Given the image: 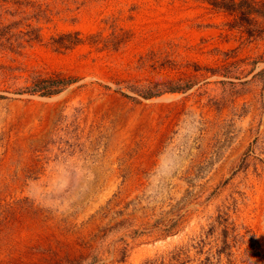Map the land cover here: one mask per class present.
<instances>
[{
	"label": "rangeland",
	"instance_id": "obj_1",
	"mask_svg": "<svg viewBox=\"0 0 264 264\" xmlns=\"http://www.w3.org/2000/svg\"><path fill=\"white\" fill-rule=\"evenodd\" d=\"M248 1L261 15L0 0V264H264V0ZM69 32L82 43L56 51ZM34 74L72 83L17 92Z\"/></svg>",
	"mask_w": 264,
	"mask_h": 264
},
{
	"label": "trees",
	"instance_id": "obj_2",
	"mask_svg": "<svg viewBox=\"0 0 264 264\" xmlns=\"http://www.w3.org/2000/svg\"><path fill=\"white\" fill-rule=\"evenodd\" d=\"M209 3L218 9L237 12L241 20L247 19L252 14L261 15V8L256 7L254 3L248 0H208ZM82 43V39L78 32H69L59 35L57 38H52V44L56 51L69 50ZM29 86H25L17 92H25L30 94H39L40 96H52L60 93L69 84L72 79L61 77L59 75H50L43 77L42 75L34 74L31 78ZM176 88H169L167 92H175ZM159 92H149L148 97L156 96ZM160 94V93H159ZM0 98L3 96L0 95Z\"/></svg>",
	"mask_w": 264,
	"mask_h": 264
}]
</instances>
